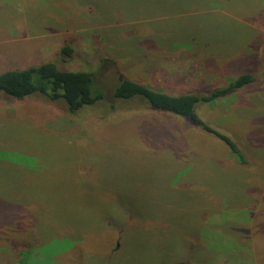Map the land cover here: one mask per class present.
<instances>
[{
	"label": "rangeland",
	"instance_id": "374dc122",
	"mask_svg": "<svg viewBox=\"0 0 264 264\" xmlns=\"http://www.w3.org/2000/svg\"><path fill=\"white\" fill-rule=\"evenodd\" d=\"M206 31L225 56L174 41ZM43 61L93 72L105 100L72 113L1 94L0 264H264V0H0V73ZM253 66L257 84L197 105L246 165L183 117L113 95L124 77L208 93Z\"/></svg>",
	"mask_w": 264,
	"mask_h": 264
},
{
	"label": "trees",
	"instance_id": "16d2710c",
	"mask_svg": "<svg viewBox=\"0 0 264 264\" xmlns=\"http://www.w3.org/2000/svg\"><path fill=\"white\" fill-rule=\"evenodd\" d=\"M185 39L193 41L192 43H195V45L205 47L207 54L211 56V60L226 55L221 51L217 40L209 31H206L205 34L203 32H189L185 38H177L174 41L180 42ZM181 43L185 44V42ZM238 45V43H235L236 47ZM235 50L236 53L243 51L242 49ZM62 51L71 56L73 49L66 44L63 46ZM254 53L258 54V50ZM237 75L224 87L212 88L210 86L208 93L200 90L199 92H179L176 94L157 90L140 81L124 77L114 87L113 95L120 101L142 98L144 104L147 103L152 108L183 117L222 140L229 147L231 154L241 164L246 165L250 161L248 149L238 144L228 134L205 122L197 112V105L211 102L238 89L247 88L246 86L252 83L256 82L257 84L261 77L254 66L249 71L239 72ZM250 87L252 86L248 88ZM1 94L19 100L31 95L45 97L53 101L61 99L72 113L77 112L84 106L105 100L104 91L98 86L93 72L64 70L59 68L53 61H43L40 64L25 68H9L3 71L0 73V96ZM111 105L116 106L115 104ZM174 264H189V262L181 260L174 262Z\"/></svg>",
	"mask_w": 264,
	"mask_h": 264
},
{
	"label": "crops",
	"instance_id": "0c3cea01",
	"mask_svg": "<svg viewBox=\"0 0 264 264\" xmlns=\"http://www.w3.org/2000/svg\"><path fill=\"white\" fill-rule=\"evenodd\" d=\"M115 248H117V247L115 246Z\"/></svg>",
	"mask_w": 264,
	"mask_h": 264
}]
</instances>
